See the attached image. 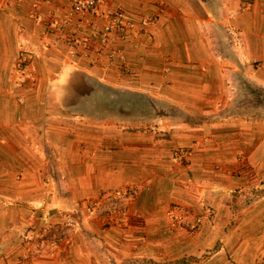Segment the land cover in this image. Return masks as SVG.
Wrapping results in <instances>:
<instances>
[{
	"label": "crops",
	"instance_id": "1",
	"mask_svg": "<svg viewBox=\"0 0 264 264\" xmlns=\"http://www.w3.org/2000/svg\"><path fill=\"white\" fill-rule=\"evenodd\" d=\"M104 1L157 22L103 48L47 47L52 33L31 11L59 20L69 1L0 0V264H264V104L254 99L264 91V0ZM19 52L30 56L23 83ZM122 93L147 95L162 115L137 125L128 110H103L99 101ZM194 143L187 164L170 160ZM123 184L142 187L128 224L87 215L89 199ZM172 204L198 231L168 226ZM74 212L60 244H39L62 226L55 216Z\"/></svg>",
	"mask_w": 264,
	"mask_h": 264
},
{
	"label": "rangeland",
	"instance_id": "2",
	"mask_svg": "<svg viewBox=\"0 0 264 264\" xmlns=\"http://www.w3.org/2000/svg\"><path fill=\"white\" fill-rule=\"evenodd\" d=\"M49 41V40H48ZM46 40V42H48ZM45 42V43H46ZM44 43V44H45ZM48 47V46H47ZM21 52H19L16 60H15V64H14V73L16 74V82H20L23 83L26 78H27V64H28V60L30 56H26L25 53L22 56L20 54ZM26 57V60L23 61L22 58ZM93 92L92 94L96 93L97 94V88H95L94 86L92 87ZM260 97L259 95H256V97L254 99H256L258 101V103H262V105L264 104V91L260 93ZM98 96V95H97ZM254 97V96H253ZM259 99V100H258ZM92 101H87L84 102L81 105L82 109L84 110H88L90 109V105H91ZM100 105L102 107H104L103 110H107L112 112L113 110L117 111L118 107L120 108V110L127 112L130 111L131 113V122L136 123L137 125H146L148 124L149 121L152 120V116L155 117V115H157V117L159 115H162L161 110L159 108H157V110H154L153 107L151 106V104L148 102V96L147 95H143L142 93H133V94H128V93H122L120 94L118 97L116 96L115 98V103L113 104L112 102L109 103H105L102 100L99 101ZM263 107L264 110V105L261 106ZM171 112L173 114L176 113L175 110H171ZM122 117V119L120 121H125L126 119H124ZM194 147H195V143L190 146V147H174L171 149L170 152V160L174 163H178V164H187L190 160V158H192L193 154H194ZM145 189H148V185H146L144 187ZM142 189V187L136 186V185H132V184H123L121 186H119L116 189H105L102 190L101 192H99V194L92 198L89 199L86 202V208H87V215H89L90 217L93 218H100L103 222L104 225H115V226H124L126 224H128V221L130 220V207L131 205H133L137 195L140 193V190ZM115 197V199H114ZM108 202L110 201H117L121 204H125L126 207V214L125 217L122 218V220H120V222L118 223L117 221H115V219L113 220H109V215H105L104 214V210L103 208H101L100 206L106 204L105 200ZM98 201H102L101 205L92 210L93 207L98 206V204H96ZM171 212V214H170ZM189 213H191L188 208H186L183 205L180 204H172L170 205L166 210H165V218H166V222L168 224V226L173 229V230H185L189 233H193L198 231L199 229V224L200 222L198 221L197 218H193L191 219L189 217ZM77 215V216H76ZM78 212H74L73 216L67 214L66 217L64 215H62L61 217L59 216H55L56 222L54 223H62V226L54 224V228L55 230H52V226H49L51 228V230L49 228L46 227V231L45 232H40L41 233V237H44L43 239H39V244L41 243H45L46 247L48 245V242L53 244V245H58L60 244L63 240H64V229H69L72 228L73 225L78 224ZM176 216V217H175ZM106 217V218H105ZM178 218V219H177ZM177 221V222H176ZM194 223L198 224L197 228H193L192 226L194 225ZM61 228V229H60ZM24 242H22L23 245V249H25V253H30L32 252L31 249V245H33V243L31 242V239L29 238H23ZM35 251L38 252V254L42 253V246L39 248L37 242L35 243ZM195 251V250H193ZM182 255V253H181ZM186 254H184L185 256Z\"/></svg>",
	"mask_w": 264,
	"mask_h": 264
},
{
	"label": "built area",
	"instance_id": "3",
	"mask_svg": "<svg viewBox=\"0 0 264 264\" xmlns=\"http://www.w3.org/2000/svg\"><path fill=\"white\" fill-rule=\"evenodd\" d=\"M40 2L41 0H34ZM70 3L71 15H66L59 20H55L51 16L44 18L38 10V6H34L31 11L33 20L36 23H43L49 33H52L51 39L46 42L45 46H55L60 41L66 40L70 45H78L83 48H88L92 39L97 40L100 48L106 46L110 41L115 38L125 40L127 32L133 27L147 26L151 27L156 24L158 15L156 13H145L138 20L128 17L121 9L105 10L104 0H68ZM91 15H98L102 18V24L97 25L89 20ZM74 26L75 31L70 35L65 36L63 28L67 26ZM85 28L89 29V35L78 36L76 32L83 31ZM21 52L20 54L23 56ZM23 61L26 60L24 56ZM256 63V62H255ZM256 65H258L256 63ZM115 199V197H114ZM105 200V199H104ZM102 201H98V206L93 207L92 210L98 208ZM103 206L104 214L109 215V220L115 219L118 223L125 217L126 207L125 204L110 201L107 203L105 200ZM171 214V212H170ZM176 217V216H175ZM106 218V217H105ZM178 219V218H177ZM177 222V221H176ZM193 228H197L198 224L194 223Z\"/></svg>",
	"mask_w": 264,
	"mask_h": 264
}]
</instances>
